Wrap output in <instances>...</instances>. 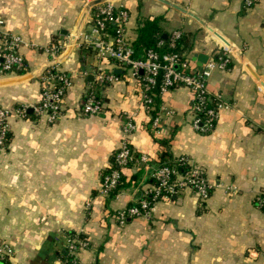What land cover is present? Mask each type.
I'll return each instance as SVG.
<instances>
[{
	"label": "crops",
	"instance_id": "obj_1",
	"mask_svg": "<svg viewBox=\"0 0 264 264\" xmlns=\"http://www.w3.org/2000/svg\"><path fill=\"white\" fill-rule=\"evenodd\" d=\"M166 1L172 4L118 0L129 12L126 39L133 43L143 21L161 18L166 33H184L183 55L193 71L205 64L198 54L209 60L229 47V67L214 70L208 81L225 105L207 134L192 124L193 93L186 86L161 96L160 134L151 129L139 79L82 45L92 25L87 0H0L2 26L20 35L27 64L25 72L0 75V108L12 111L8 145L0 149V243L15 249L10 264H66L71 232L88 242L79 249L80 264H264V210L255 201L264 190V0L251 7L244 0ZM52 46L60 48L58 58ZM54 64L72 84L63 114L50 123L33 107ZM102 73L118 79L102 83ZM92 89L104 108L86 115L83 101ZM21 107L25 115L15 112ZM128 120L136 125L130 145L149 160L122 168L126 181L144 169L138 185L105 195L103 174L114 165ZM164 139L174 158L203 170L210 198L202 202L185 188L157 201L148 217L119 223L114 213L149 185L154 166L146 163L158 158Z\"/></svg>",
	"mask_w": 264,
	"mask_h": 264
},
{
	"label": "built area",
	"instance_id": "obj_2",
	"mask_svg": "<svg viewBox=\"0 0 264 264\" xmlns=\"http://www.w3.org/2000/svg\"><path fill=\"white\" fill-rule=\"evenodd\" d=\"M87 1L92 12V25L88 32L82 34V45L93 50L97 57L112 60L128 68L131 75L139 79L143 103L150 114L155 110L154 97L162 96L179 86L188 87L193 93L191 108L194 114L192 121L194 128L200 133L212 131L225 102L221 93L210 91L208 81L214 70L229 67L231 63L229 47L225 46L223 53H217L220 54L218 58L216 56L210 58L198 71L191 70L188 58H182L174 52L159 55L154 49H149L146 55L139 59L134 57L132 43L126 39V24L129 20L126 6L120 4L118 0H103L100 3H96V0ZM257 1L244 0L247 7L253 6ZM181 36L180 30L171 33L172 47L176 46V41ZM21 44L20 35L5 29L0 21V75L22 73L27 70L25 58L20 51ZM49 51L53 58H58L61 53L57 46H52ZM140 70H143V73ZM161 72L163 79L159 87L160 92H156L154 89L158 84L157 76ZM98 78L102 83H111L118 79V75L102 73ZM71 84V78L58 67V64L48 67L43 77L41 99L33 107L34 113L38 117H46L50 123L56 122L64 112L65 97ZM103 108V99L94 89L89 90L83 101L84 114L94 115ZM15 112L25 115L26 108H17ZM11 113L9 109L0 108V149L8 145L10 133L8 118ZM150 127L155 133L160 134L159 115L152 118ZM135 128L132 120H128L123 126L124 137L114 157V165L103 174L102 192L105 195H111L118 187L122 176L121 169L134 157L136 151L130 145L128 136ZM142 160L148 161L149 158L142 155ZM185 163L190 165V169L181 173L177 167ZM155 175L159 177L157 185L149 184L142 188L140 197L132 205L114 213L119 223L124 224L133 217H148L157 201L169 199L185 188H191L202 202L211 196L212 187L206 180L203 170L195 163L187 161L185 157L177 158L172 166L159 167ZM255 199L257 206L264 210V190L260 191ZM66 240L67 256L71 258L73 264H80L78 252L81 247L87 245L86 238L78 233H68ZM14 252L13 247L1 242L0 264H10Z\"/></svg>",
	"mask_w": 264,
	"mask_h": 264
},
{
	"label": "trees",
	"instance_id": "obj_3",
	"mask_svg": "<svg viewBox=\"0 0 264 264\" xmlns=\"http://www.w3.org/2000/svg\"><path fill=\"white\" fill-rule=\"evenodd\" d=\"M160 20L161 18L147 19L140 24L138 38L132 43L135 52L134 57L141 59L146 55V52L149 49H154L159 53V55H163L168 52H174V53H178L180 56H182V58H185L183 52L186 50V48L188 49V47H186L187 41L185 40L184 33L182 32L181 38L176 41V46L172 47L171 34L166 33L163 30L162 26L159 24ZM219 55L220 54H217L216 57L218 58ZM157 79H158V84L154 90L156 92H160L159 87L163 79L162 72L159 73ZM160 101H161V96L158 95L154 97L155 110L152 112L153 117H155L158 113L157 109ZM202 134H207V133H202ZM159 142L162 145L163 150H161L157 159H152L148 163H146L147 165L149 164L151 166H154V170L152 172L151 177L148 179L147 184L157 185L159 183V177L156 176L155 173L158 170V168L163 165L172 166L174 165L175 161H177V158H174L173 154L170 152L169 139L159 140ZM141 158H142V154L135 152L133 159L130 160L126 166L130 167L132 164H134L135 161ZM177 169L181 173H185L190 169V165L185 163L179 165ZM143 170L144 169H140L137 173L132 175V177L128 181H126L127 178L125 177V175L122 174L118 187L111 193V195L117 193L119 190H121L126 186L138 185L142 178ZM176 196H178V194L172 196L171 199L176 198ZM71 233L75 234L76 232H71ZM80 236L83 237L82 235ZM66 264H73L69 256H67Z\"/></svg>",
	"mask_w": 264,
	"mask_h": 264
},
{
	"label": "water",
	"instance_id": "obj_4",
	"mask_svg": "<svg viewBox=\"0 0 264 264\" xmlns=\"http://www.w3.org/2000/svg\"><path fill=\"white\" fill-rule=\"evenodd\" d=\"M103 0H97L96 1V3H100V2H102ZM165 2H168V3H170V4H172L171 2H169V1H166V0H164ZM176 6V5H175ZM84 18V17H83ZM83 20V19H82ZM80 27H81V23L79 24V26H78V28L76 29V31H75V33L76 34H78V32H79V30H80ZM220 37H222L221 35H219ZM223 38V37H222ZM225 40V39H224ZM197 57H198V59L200 60V61H202L203 63H206L207 61H208V57H206V55H202V54H198L197 55ZM207 58V59H206ZM117 72H118V70H117ZM140 72L141 73H143V70H140ZM29 111H32V109H29Z\"/></svg>",
	"mask_w": 264,
	"mask_h": 264
}]
</instances>
